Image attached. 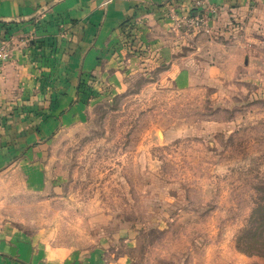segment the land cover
Returning <instances> with one entry per match:
<instances>
[{"label":"rangeland","instance_id":"1","mask_svg":"<svg viewBox=\"0 0 264 264\" xmlns=\"http://www.w3.org/2000/svg\"><path fill=\"white\" fill-rule=\"evenodd\" d=\"M201 1L164 5V19L206 33L216 12ZM250 45L248 66L235 54L210 87L87 76L75 121L0 172V231L128 264H264V50Z\"/></svg>","mask_w":264,"mask_h":264},{"label":"crops","instance_id":"2","mask_svg":"<svg viewBox=\"0 0 264 264\" xmlns=\"http://www.w3.org/2000/svg\"><path fill=\"white\" fill-rule=\"evenodd\" d=\"M51 1L0 0V45L9 46L0 66V172L22 166L31 149L26 147L75 121L77 91L89 75L112 70L108 80L118 89L124 83L120 72L127 67L147 71L150 80L157 73L156 82L182 76L190 87H210L205 82L229 76L223 68L231 70L235 54L242 70L254 47L250 44L264 50V0H202L216 15L206 33L193 35L164 19V5L187 0H64L31 22L5 23ZM126 21L133 28L129 43L122 33ZM237 34L240 44L234 45ZM41 109H46L43 114ZM73 247L2 230L0 264H128L124 256L107 259L102 247Z\"/></svg>","mask_w":264,"mask_h":264},{"label":"water","instance_id":"3","mask_svg":"<svg viewBox=\"0 0 264 264\" xmlns=\"http://www.w3.org/2000/svg\"><path fill=\"white\" fill-rule=\"evenodd\" d=\"M62 1H64V0H52L51 2H49L48 4H46L44 7L38 9L36 12H34L33 14H31L30 16L9 19L5 23H8V24H20V23H28V22H31L34 19H36L39 16H41L42 14H44L46 11L52 9L54 6H56L57 4H59ZM0 23H4V20L3 19H0Z\"/></svg>","mask_w":264,"mask_h":264},{"label":"built area","instance_id":"4","mask_svg":"<svg viewBox=\"0 0 264 264\" xmlns=\"http://www.w3.org/2000/svg\"><path fill=\"white\" fill-rule=\"evenodd\" d=\"M197 5L201 6L200 2L196 3ZM210 11H213V9L209 8ZM205 20V16H202L200 19L197 18V20L194 22V24L199 27V26H203ZM9 56V46L5 45V44H1L0 45V66L2 64H4Z\"/></svg>","mask_w":264,"mask_h":264},{"label":"trees","instance_id":"5","mask_svg":"<svg viewBox=\"0 0 264 264\" xmlns=\"http://www.w3.org/2000/svg\"><path fill=\"white\" fill-rule=\"evenodd\" d=\"M82 84H83V83H80V85H79V88H78V89H81V86H82Z\"/></svg>","mask_w":264,"mask_h":264}]
</instances>
